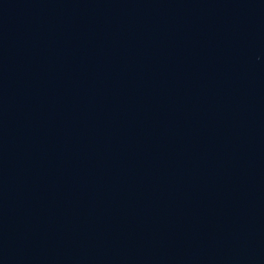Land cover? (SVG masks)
<instances>
[{
    "label": "water",
    "instance_id": "obj_1",
    "mask_svg": "<svg viewBox=\"0 0 264 264\" xmlns=\"http://www.w3.org/2000/svg\"><path fill=\"white\" fill-rule=\"evenodd\" d=\"M0 264H264V0H0Z\"/></svg>",
    "mask_w": 264,
    "mask_h": 264
}]
</instances>
